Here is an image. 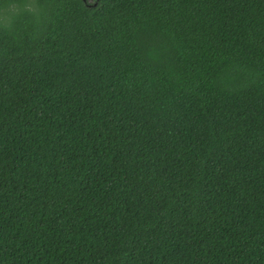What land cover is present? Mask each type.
I'll use <instances>...</instances> for the list:
<instances>
[{
	"label": "trees",
	"instance_id": "trees-1",
	"mask_svg": "<svg viewBox=\"0 0 264 264\" xmlns=\"http://www.w3.org/2000/svg\"><path fill=\"white\" fill-rule=\"evenodd\" d=\"M0 11V264H264V0Z\"/></svg>",
	"mask_w": 264,
	"mask_h": 264
},
{
	"label": "rangeland",
	"instance_id": "rangeland-1",
	"mask_svg": "<svg viewBox=\"0 0 264 264\" xmlns=\"http://www.w3.org/2000/svg\"><path fill=\"white\" fill-rule=\"evenodd\" d=\"M90 2H93L95 0H89ZM7 18V15H5L3 12L0 11V22L4 21Z\"/></svg>",
	"mask_w": 264,
	"mask_h": 264
},
{
	"label": "water",
	"instance_id": "water-1",
	"mask_svg": "<svg viewBox=\"0 0 264 264\" xmlns=\"http://www.w3.org/2000/svg\"><path fill=\"white\" fill-rule=\"evenodd\" d=\"M84 2H87V0H83Z\"/></svg>",
	"mask_w": 264,
	"mask_h": 264
}]
</instances>
